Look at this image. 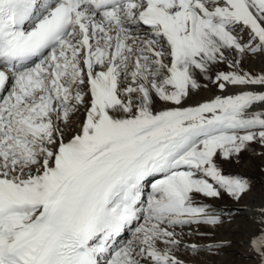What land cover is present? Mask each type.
Instances as JSON below:
<instances>
[{"label": "snow or ice", "instance_id": "obj_1", "mask_svg": "<svg viewBox=\"0 0 264 264\" xmlns=\"http://www.w3.org/2000/svg\"><path fill=\"white\" fill-rule=\"evenodd\" d=\"M245 153L264 0H0V264H264Z\"/></svg>", "mask_w": 264, "mask_h": 264}, {"label": "rangeland", "instance_id": "obj_2", "mask_svg": "<svg viewBox=\"0 0 264 264\" xmlns=\"http://www.w3.org/2000/svg\"><path fill=\"white\" fill-rule=\"evenodd\" d=\"M253 147H257L256 145H253ZM250 162V163H249ZM235 171L244 173L250 177H253L255 180V184H254V191L259 192L262 184V179L264 178V171H261L260 169V159L259 158H253L251 156H249L248 153L243 154L242 156V163L238 168H235ZM220 201H230L227 199V197H225L224 200H220ZM210 203H212L213 201H208ZM228 233L226 232H220L218 233V235H227ZM232 258L230 257V260L233 261H237V258H239L238 255H231Z\"/></svg>", "mask_w": 264, "mask_h": 264}, {"label": "bare ground", "instance_id": "obj_3", "mask_svg": "<svg viewBox=\"0 0 264 264\" xmlns=\"http://www.w3.org/2000/svg\"><path fill=\"white\" fill-rule=\"evenodd\" d=\"M215 91H216V89H213V92H215ZM212 94L213 93H210V92L202 93V95H204V96H210ZM262 184L264 185V178L262 179ZM231 203H232V201H220V200L212 202V204H214V205H222V206H227V205H230ZM230 257L232 258L231 255H228L225 257H215L214 259L217 261V264H220L221 261L225 262V264H229V262H232L230 260ZM237 261H239L240 264H247V262L243 261L241 257L237 258Z\"/></svg>", "mask_w": 264, "mask_h": 264}]
</instances>
